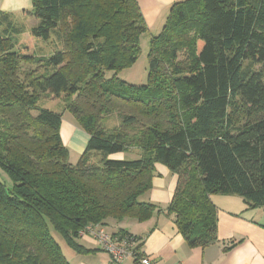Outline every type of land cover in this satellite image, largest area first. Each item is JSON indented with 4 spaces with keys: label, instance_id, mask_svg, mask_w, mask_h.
<instances>
[{
    "label": "trees",
    "instance_id": "trees-1",
    "mask_svg": "<svg viewBox=\"0 0 264 264\" xmlns=\"http://www.w3.org/2000/svg\"><path fill=\"white\" fill-rule=\"evenodd\" d=\"M31 2L29 35L55 36L60 48L27 54L19 27L0 14V264H70L51 228L85 252L74 242L85 226L148 219L154 205L140 196L156 163L177 175L168 212L192 246L217 239L211 194L264 206V0L172 3L150 40L144 85L104 76L137 57L148 28L136 0ZM62 92L89 136L76 164L61 114L38 106ZM114 111L119 123L109 127ZM133 147V159L109 157Z\"/></svg>",
    "mask_w": 264,
    "mask_h": 264
},
{
    "label": "crops",
    "instance_id": "crops-1",
    "mask_svg": "<svg viewBox=\"0 0 264 264\" xmlns=\"http://www.w3.org/2000/svg\"><path fill=\"white\" fill-rule=\"evenodd\" d=\"M176 1L179 0H136L148 29L160 27L170 5ZM31 7V0H0V14L18 20H30L24 11ZM60 136L64 145L71 144L79 151L85 149L89 138L79 126L68 122L61 123ZM122 154L109 157L120 159ZM155 172L150 188L140 196V201L154 205L151 216L144 221L126 218L122 220L124 223L107 226L108 232L122 230L137 236L141 244L139 251L149 264H264V206L248 207L238 195L211 194L217 239L206 246H192L168 212L177 175L160 163L155 164ZM80 240L87 251L77 255L78 260L70 264H105L109 261L108 254L89 237ZM137 263L134 258H127L122 264Z\"/></svg>",
    "mask_w": 264,
    "mask_h": 264
},
{
    "label": "rangeland",
    "instance_id": "rangeland-1",
    "mask_svg": "<svg viewBox=\"0 0 264 264\" xmlns=\"http://www.w3.org/2000/svg\"><path fill=\"white\" fill-rule=\"evenodd\" d=\"M12 22L16 23L17 27L21 30L20 34L15 37V40L18 41V48L22 46H27V54L33 56H49L56 49L60 48V43L55 36L50 37L48 40L44 41L42 39L32 38L28 30L33 25L31 20L23 19L18 20L14 17L9 16ZM8 21H3L2 27L7 25ZM163 24L160 27L154 26L152 29H147L144 33H142L139 37L138 41V54L134 62L128 65H123L117 67L114 70L105 71L104 76L106 79L116 78L117 80H122L126 85H144L147 83L148 77V51L150 46V40L152 36L158 35L162 30ZM247 65V62L244 63V66ZM254 68H257L255 66ZM72 100L69 95L62 92L58 97L54 98L51 96H42L38 101V106L41 108H47L52 111L58 112L62 116V122L70 123L73 125H77V121L74 115L68 110L69 102ZM234 121L242 123L246 121L248 117L247 112L244 109L237 108L235 110ZM105 124L109 127L115 126L119 123V119L117 117V112L109 114L105 118ZM68 148V156L67 161L76 164L82 154L83 151H79L75 146L71 144H65ZM141 149L137 147L131 148L128 152L122 154V159L130 160L137 156H139ZM99 155V156H98ZM115 155V154H114ZM111 156V155H109ZM90 160L100 159L101 156L98 153H90ZM111 158V157H110ZM124 220V219H123ZM123 222L124 221H120ZM108 230V229H107ZM51 235L58 244L60 251L64 258L69 262H76L78 260L77 255L81 254V252H77L68 241L57 231L50 229ZM74 242L84 246V243L81 242L80 238H74ZM139 264V263H137Z\"/></svg>",
    "mask_w": 264,
    "mask_h": 264
},
{
    "label": "built area",
    "instance_id": "built-area-1",
    "mask_svg": "<svg viewBox=\"0 0 264 264\" xmlns=\"http://www.w3.org/2000/svg\"><path fill=\"white\" fill-rule=\"evenodd\" d=\"M80 238L89 237L109 256L105 264H122L127 258H135L140 252L137 248L139 239L134 234H114L105 230L100 224H89L82 228ZM140 264H149L145 257L139 258Z\"/></svg>",
    "mask_w": 264,
    "mask_h": 264
}]
</instances>
